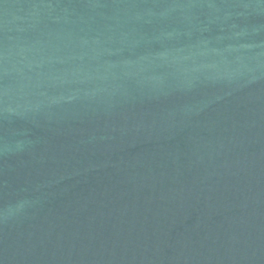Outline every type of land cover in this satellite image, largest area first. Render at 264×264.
Instances as JSON below:
<instances>
[{"label": "water", "instance_id": "obj_1", "mask_svg": "<svg viewBox=\"0 0 264 264\" xmlns=\"http://www.w3.org/2000/svg\"><path fill=\"white\" fill-rule=\"evenodd\" d=\"M0 264H264V0H0Z\"/></svg>", "mask_w": 264, "mask_h": 264}]
</instances>
